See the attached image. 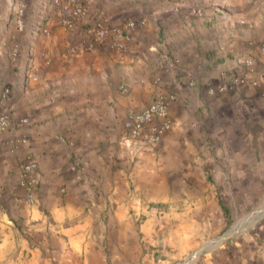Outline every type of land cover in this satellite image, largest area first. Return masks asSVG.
<instances>
[{
  "label": "crops",
  "instance_id": "1",
  "mask_svg": "<svg viewBox=\"0 0 264 264\" xmlns=\"http://www.w3.org/2000/svg\"><path fill=\"white\" fill-rule=\"evenodd\" d=\"M20 3L0 0V90L11 87L12 111L0 133V264H109L110 247L126 264L132 241L142 253V239L152 240L155 218L144 205L159 195L183 205L168 214L176 220L196 211L221 218L212 190L254 171L253 125H264V0H91L89 23L137 24L124 49L106 41L78 54L68 46L82 47L83 29L62 26L46 0H26L19 33ZM225 73L243 82L216 93L188 86L218 85ZM165 91L179 97L144 137L168 122L166 131L156 143L127 140L129 115ZM27 162L34 203L21 185ZM178 226L191 245L195 234ZM235 248L204 260L264 264V243Z\"/></svg>",
  "mask_w": 264,
  "mask_h": 264
},
{
  "label": "rangeland",
  "instance_id": "2",
  "mask_svg": "<svg viewBox=\"0 0 264 264\" xmlns=\"http://www.w3.org/2000/svg\"><path fill=\"white\" fill-rule=\"evenodd\" d=\"M252 103L254 106L249 111L255 116L260 115L256 99ZM253 128L254 171L235 172V179L231 181L234 186L212 190L219 199L217 207L222 217L213 219L206 211H196L195 220H176L168 214L173 207L182 209L183 205L180 203L171 207L159 195V198L144 205L146 214L155 218L152 240L142 239V253L135 250L132 241L126 264H208L204 258L210 255L220 258L218 254L224 249L236 246L241 254L246 253L248 245L264 243V125L256 120ZM180 194L184 193L180 191ZM144 218L146 215L141 214L140 219L133 220L138 230ZM179 223L187 224L188 231L195 234L191 237V245H186L179 232L174 231L179 228L180 232L184 230L183 226H178ZM172 233H175L174 243L170 240ZM113 248L110 247L112 260L109 264H122L113 261Z\"/></svg>",
  "mask_w": 264,
  "mask_h": 264
},
{
  "label": "built area",
  "instance_id": "3",
  "mask_svg": "<svg viewBox=\"0 0 264 264\" xmlns=\"http://www.w3.org/2000/svg\"><path fill=\"white\" fill-rule=\"evenodd\" d=\"M16 12L12 20L19 33L25 31V8L26 0H20ZM91 0H46L45 9L49 8L56 14H59V23L64 27H79L83 29L85 37L82 47L76 44H70L68 51L70 54H78L80 50L89 51L97 44H103L110 41L112 45L119 49L125 48V42L130 39V31L136 26L133 19H125L123 23L118 25H110L102 18H96L89 23V8ZM13 56H18L17 48L13 49ZM243 82V78L236 74L225 73L218 85L213 79H191L189 88H204L209 93L224 91L237 86ZM124 91H128V87L123 86ZM11 97V87L6 85L0 90V133L6 132L12 125V111L8 104ZM179 95L174 91L161 92L151 103L139 111L131 113L126 123L127 140L139 139L147 140L150 143H156L161 134L169 127V123L165 122L155 126L144 137L147 126L156 118H166L169 112L171 102L176 101ZM35 164L27 162L23 165V179L21 185L25 188V195L30 203L35 202V193L37 188V180L29 174Z\"/></svg>",
  "mask_w": 264,
  "mask_h": 264
}]
</instances>
